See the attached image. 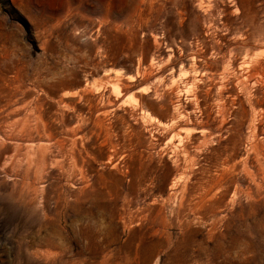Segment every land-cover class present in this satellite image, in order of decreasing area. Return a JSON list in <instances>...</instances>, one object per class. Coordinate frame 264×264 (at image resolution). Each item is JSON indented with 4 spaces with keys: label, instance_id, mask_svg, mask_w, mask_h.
Instances as JSON below:
<instances>
[{
    "label": "rangeland",
    "instance_id": "rangeland-1",
    "mask_svg": "<svg viewBox=\"0 0 264 264\" xmlns=\"http://www.w3.org/2000/svg\"><path fill=\"white\" fill-rule=\"evenodd\" d=\"M263 218L264 0H0V264H264Z\"/></svg>",
    "mask_w": 264,
    "mask_h": 264
},
{
    "label": "bare ground",
    "instance_id": "bare-ground-1",
    "mask_svg": "<svg viewBox=\"0 0 264 264\" xmlns=\"http://www.w3.org/2000/svg\"><path fill=\"white\" fill-rule=\"evenodd\" d=\"M46 161H47V160H46ZM216 181L218 182V181H219V178L216 179ZM257 225H259L260 229L264 231V218H263L262 220H260V221L257 223ZM257 225H256V226H257ZM141 240H142V241H145V240H143V238H142ZM152 244L155 245V246H160V245H161V242H159V241H155V242H153Z\"/></svg>",
    "mask_w": 264,
    "mask_h": 264
}]
</instances>
